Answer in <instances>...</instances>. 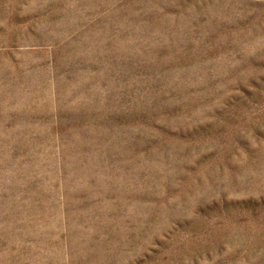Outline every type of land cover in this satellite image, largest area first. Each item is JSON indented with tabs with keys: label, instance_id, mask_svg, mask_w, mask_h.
Here are the masks:
<instances>
[{
	"label": "rangeland",
	"instance_id": "rangeland-1",
	"mask_svg": "<svg viewBox=\"0 0 264 264\" xmlns=\"http://www.w3.org/2000/svg\"><path fill=\"white\" fill-rule=\"evenodd\" d=\"M0 264H264V0H0Z\"/></svg>",
	"mask_w": 264,
	"mask_h": 264
}]
</instances>
